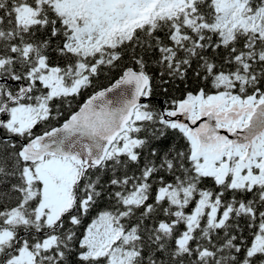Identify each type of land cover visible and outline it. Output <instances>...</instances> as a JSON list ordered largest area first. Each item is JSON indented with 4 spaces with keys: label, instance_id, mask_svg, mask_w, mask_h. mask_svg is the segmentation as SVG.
Returning <instances> with one entry per match:
<instances>
[{
    "label": "snow or ice",
    "instance_id": "6c2138e0",
    "mask_svg": "<svg viewBox=\"0 0 264 264\" xmlns=\"http://www.w3.org/2000/svg\"><path fill=\"white\" fill-rule=\"evenodd\" d=\"M0 264H264V0H0Z\"/></svg>",
    "mask_w": 264,
    "mask_h": 264
}]
</instances>
